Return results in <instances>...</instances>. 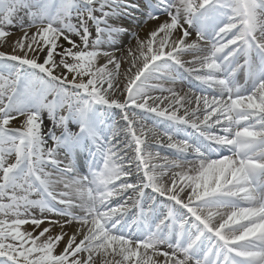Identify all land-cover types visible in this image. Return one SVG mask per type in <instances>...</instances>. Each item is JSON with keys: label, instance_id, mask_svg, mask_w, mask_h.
<instances>
[{"label": "snow or ice", "instance_id": "snow-or-ice-1", "mask_svg": "<svg viewBox=\"0 0 264 264\" xmlns=\"http://www.w3.org/2000/svg\"><path fill=\"white\" fill-rule=\"evenodd\" d=\"M153 21L143 38L125 26ZM12 28L23 35L0 52V264H264V0H0V47ZM184 73L199 95L165 86ZM112 109L129 143L106 124Z\"/></svg>", "mask_w": 264, "mask_h": 264}, {"label": "bare ground", "instance_id": "bare-ground-1", "mask_svg": "<svg viewBox=\"0 0 264 264\" xmlns=\"http://www.w3.org/2000/svg\"><path fill=\"white\" fill-rule=\"evenodd\" d=\"M165 19V17H161V20ZM25 23L27 24V21H25ZM158 22L157 21H153L151 23V28H155L156 27V24ZM148 26V25H147ZM144 27V29H140L138 31L139 35L141 38H143L148 31L147 28L148 27ZM150 26V25H149ZM129 28V27H128ZM30 31H34V29H31ZM11 32L13 33V35L9 38V42H8V45L7 46H4V47H0V52H4V53H11V45H12V42L16 39H19L23 33L19 30V28H12L11 29ZM194 38V37H193ZM135 43L134 39L132 37H124L123 41L120 42L119 46L116 48V49H113V52L114 54H118L119 55V58L124 56L126 54V50L129 46L133 45ZM117 56V55H115ZM100 63H103V61L101 60ZM121 73L123 74V72L125 71V69H122L121 67ZM192 85L190 86L192 88V91H188L186 89H179L180 90V94L183 95L185 93H195L197 94V92H200L199 89L200 87L195 84V83H191ZM199 95V94H197ZM120 99H123V97H120ZM120 110L118 109H112V110H109L108 112V115H112L114 114L116 117H117V122L115 123V129L119 130L120 131V136L118 138V141L119 140H128L129 137L127 135H125V131H126V125H125V122L123 121L122 119V116L120 115ZM182 114V113H181ZM144 115V119H152L153 121H155V123L159 124L160 126H165L167 124V122L161 120V119H158L157 117H155L153 114H143ZM119 118V119H118ZM108 121H111V118L108 120ZM13 124L15 125H18L19 126V121H15ZM169 125V124H168ZM172 127L170 128V133L173 134L174 136H177V137H184V138H190V135L182 132V128H185L184 126H180V130H178L176 128V126L174 125H171ZM48 127H51V123L47 120V118H45V130H47ZM117 141V142H118ZM51 146V145H49ZM158 151L160 152H165L169 155V150L165 147H158L156 146L155 147ZM129 159L133 158L134 156V153L131 152L130 154L127 155ZM70 229H72V227H69L66 229V231H69ZM58 231V230H57ZM61 247H63V244L61 245ZM166 250V249H165ZM162 259V258H160Z\"/></svg>", "mask_w": 264, "mask_h": 264}, {"label": "rangeland", "instance_id": "rangeland-1", "mask_svg": "<svg viewBox=\"0 0 264 264\" xmlns=\"http://www.w3.org/2000/svg\"><path fill=\"white\" fill-rule=\"evenodd\" d=\"M141 20H143L144 18L143 17H141L140 18ZM151 23L152 22H148L147 24H143V23H140V24H126L125 26L126 27H129V29H130V31L131 32H133V33H138V31L140 30V29H144V27H146L147 25V30L146 31H151L153 28H151ZM150 25V26H149ZM115 55H117L116 56V58L117 59H119V55L118 54H115ZM104 62V61H103ZM128 67V64H122V69H126ZM191 82H194V78L193 77H191V76H189L187 73H184L183 74V76H182V78H180V79H178V82L176 83V84H171V83H169V84H166L165 86L166 87H172V88H174L178 93H181L180 92V90L179 89H186V90H188V91H190L189 89V86H190V84H191ZM195 83H197L198 84V82H196L195 81ZM188 84H189V86H188ZM198 94H200V93H198ZM154 95H168V93H163V94H160V93H154ZM117 96L120 98V96H119V93H117ZM120 115H121V113H120ZM112 120L113 121H111V126L112 127H115V125L113 126V124L116 122V120H117V117L114 115V114H112ZM119 119V118H118ZM145 120V123L147 124V126L148 127H155L158 131H160L161 133H163V132H165V131H167V132H169L170 131V128L172 127L170 124L168 125V123L165 125V126H160L159 124H157V123H155V121H153L152 119H144ZM107 125H109L110 126V124L109 123H107ZM13 127H18V125H15V124H13L12 125ZM182 130L183 131H185L186 132V130L185 129H183L182 128ZM190 132H192V131H190ZM170 133V132H169ZM57 134H59V133H57ZM198 136V134L197 133H194L193 132V137L195 138V136ZM174 136V135H173ZM176 138V137H175ZM177 140H180V139H182V138H176ZM196 141V140H195ZM130 142V138L128 139V140H119L118 141V143L119 144H121V145H124V144H126V143H129ZM192 142V141H191ZM149 143L150 144H155V141L153 140V139H151V138H149ZM49 145H51V142H49ZM133 150H132V148H129L128 149V151H127V155L128 154H130L131 152H132ZM152 151L155 153V152H159L158 150H154V149H152ZM160 153V155L161 156H165V155H167V154H165V153H162V152H159ZM86 159V158H85ZM65 163H67V161H65ZM89 170V169H88ZM133 171H134V169H133ZM79 172V171H78ZM80 173V172H79ZM81 175H86V174H82V173H80ZM132 179L133 180H136L137 179V177L136 176H133L132 177ZM75 231V228H74V226L72 227V229H70L69 231H68V233L69 234H72L73 232Z\"/></svg>", "mask_w": 264, "mask_h": 264}]
</instances>
